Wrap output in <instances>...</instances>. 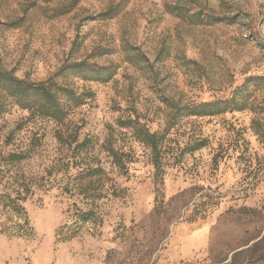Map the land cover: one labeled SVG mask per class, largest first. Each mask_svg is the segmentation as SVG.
I'll use <instances>...</instances> for the list:
<instances>
[{
	"label": "rangeland",
	"instance_id": "rangeland-1",
	"mask_svg": "<svg viewBox=\"0 0 264 264\" xmlns=\"http://www.w3.org/2000/svg\"><path fill=\"white\" fill-rule=\"evenodd\" d=\"M0 70V264H264V0H0Z\"/></svg>",
	"mask_w": 264,
	"mask_h": 264
},
{
	"label": "trees",
	"instance_id": "trees-1",
	"mask_svg": "<svg viewBox=\"0 0 264 264\" xmlns=\"http://www.w3.org/2000/svg\"><path fill=\"white\" fill-rule=\"evenodd\" d=\"M97 76L94 78L96 80L105 81L111 77V73L108 76H104V72L108 71L107 67H100L98 69L92 70ZM0 81H3L6 86L10 96L14 98L16 104L22 108L27 109H37L40 113L48 115L55 120H61L65 114V105L61 100L60 96L57 94V89L53 88L52 84L40 83H30L26 80L19 79L13 75L11 72L0 70ZM65 94L71 98V100L80 103L83 98L81 95H77L73 89L62 88ZM6 102L0 99V113L5 111ZM225 108H218L216 102H202L192 108V114L195 115H213L215 113H220L224 111ZM150 139L155 138L156 134H147ZM88 140L85 139L79 146H83ZM202 144H199L201 146ZM197 148V147H196ZM109 154L113 156V161L117 164L121 163L122 153L112 147L109 148ZM11 162H16L20 160L24 155L11 153L8 155ZM84 176L88 177L86 184H84L83 190L90 191L96 190L103 184L102 175L107 174L105 170L98 166L88 167L83 171ZM13 202V201H12Z\"/></svg>",
	"mask_w": 264,
	"mask_h": 264
}]
</instances>
